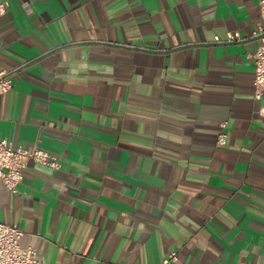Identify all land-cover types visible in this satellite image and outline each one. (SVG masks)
<instances>
[{"label": "crops", "instance_id": "1", "mask_svg": "<svg viewBox=\"0 0 264 264\" xmlns=\"http://www.w3.org/2000/svg\"><path fill=\"white\" fill-rule=\"evenodd\" d=\"M259 20L258 0H10L0 136L62 160L0 182L37 264H264Z\"/></svg>", "mask_w": 264, "mask_h": 264}, {"label": "built area", "instance_id": "2", "mask_svg": "<svg viewBox=\"0 0 264 264\" xmlns=\"http://www.w3.org/2000/svg\"><path fill=\"white\" fill-rule=\"evenodd\" d=\"M10 5V0H0V15L4 14ZM260 20L253 35L259 38V46L254 53L255 76L254 92L259 99L264 93V0H258ZM240 38L239 32L229 31L225 39L219 36L216 41H231ZM13 70H0V94L12 87ZM226 131L218 135V142L225 143ZM29 160L54 168H60L61 158L40 147H25L13 145L7 138L0 136V182L9 189L16 191L23 180V168ZM24 230L15 223H7L0 219V264H37V252L31 245H22L20 238ZM177 251H171L160 264H178Z\"/></svg>", "mask_w": 264, "mask_h": 264}]
</instances>
